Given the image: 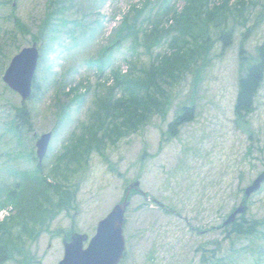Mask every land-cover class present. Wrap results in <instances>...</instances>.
Listing matches in <instances>:
<instances>
[{
  "label": "rangeland",
  "instance_id": "obj_1",
  "mask_svg": "<svg viewBox=\"0 0 264 264\" xmlns=\"http://www.w3.org/2000/svg\"><path fill=\"white\" fill-rule=\"evenodd\" d=\"M143 1L53 0L48 6L49 0H0V243L10 249L3 264H58L64 254L63 235L54 230L75 223L76 231L92 236L98 221L122 202L126 186L136 180L140 184L124 215L125 250L119 264H264V226L249 237H226L224 225L240 204L245 206L246 219L264 218V181L248 197L245 194L264 171V81L249 116L250 128L238 125L234 113L239 48L244 46L246 54L254 56L258 46L264 45V0H246L242 17H228L233 26L229 47L222 49L220 40L215 41L205 60L198 59L191 70L167 86L170 105L165 120L159 113L152 114L137 130L105 144L107 162L94 149L82 166L72 161L70 165L77 170L69 172L66 180L61 178L77 190L70 213L61 210L45 220L38 215L35 223L28 218L32 214L27 207L36 193L31 178L37 163L32 159L37 138L52 132L41 167L53 182L54 169L64 165L57 156L91 120L96 93L105 92L99 83L110 76V69L125 71L129 56L149 64L153 56L167 50L169 35L151 54L141 47L135 52L127 39L110 52L103 73L90 62L101 47L111 44L131 5L141 7ZM151 1L157 2L153 12L165 3L174 4L179 9L178 21L188 7L187 15L194 12V4H201L200 0ZM238 1L242 0H210L201 9H207L205 16L211 19L221 12L222 2ZM49 10L53 13L49 26L57 37L48 39L47 32L45 39L56 50L45 53L43 40L37 42L42 54L35 73L40 91L23 101L2 79L12 56L32 44L31 34L16 28L11 13L36 33ZM148 14L146 8L139 16L144 25L149 23ZM153 15L158 13H150L151 19ZM171 16L170 21L163 20L164 26L176 21ZM108 80L112 85V78ZM74 86L83 92L80 99L71 100L74 92L64 93ZM190 99L193 119L182 124L175 137L161 136L179 107ZM62 101H70L66 111L59 107ZM22 103L29 110L31 129L23 126L17 135L11 123L14 106ZM24 218L34 228L26 226Z\"/></svg>",
  "mask_w": 264,
  "mask_h": 264
},
{
  "label": "trees",
  "instance_id": "obj_2",
  "mask_svg": "<svg viewBox=\"0 0 264 264\" xmlns=\"http://www.w3.org/2000/svg\"><path fill=\"white\" fill-rule=\"evenodd\" d=\"M198 1V0H193ZM200 0L199 6L194 4L191 9L192 14L187 15L185 12L191 8L188 7L186 11L180 13L179 9L173 5L163 4L161 9L157 7V11L153 12L154 6L157 2L145 0L142 6L131 5L128 12L122 17L120 25L115 29V38L111 44L101 47L99 54L90 62L97 64V69L100 73L104 72V67L108 62V56L115 46H119L123 41L130 39L132 41V49L136 52L138 47L143 51L150 53L156 45H158L165 37L169 35L167 42V50L157 53L149 64L140 63L136 57L129 56L125 58L127 69L122 70L121 67H114L110 69V76L99 85L105 87V92L96 93L95 103L96 107L91 115V120L81 128V133L65 147L59 154L58 161L64 165L57 171L55 168L53 173V180L49 181L39 163L36 155L33 154L32 159L36 161V167L32 175V181L35 189V197H32L33 202H29L27 211L32 215L28 218L34 223L39 220L38 215L43 216V220L55 215L61 210L70 213V210L75 206L76 189L75 187L65 183L61 178L66 180L69 172L76 171L73 168L72 161L77 162L78 166L88 161L89 153L94 149L102 154L103 159L107 162L108 157L103 153L104 146L108 142L114 143L116 139L127 135L130 131L137 130L141 125H144L152 117V114L159 113L162 120H165L167 111L170 105V93L167 86L176 82L183 72L192 69V65L197 63L198 59L205 60L209 51L212 49L215 41L220 40L222 49L231 45L233 37V26L228 24V17L232 16L235 20L237 17H242L244 8H246V0L231 3H221V12L215 14L211 19L205 16L206 11H202L201 7H206L210 0ZM237 1V0H236ZM53 0H49L48 6L52 5ZM243 4V6H242ZM245 4V5H244ZM217 6L215 8H218ZM241 7V8H240ZM148 8L149 14L146 19L149 21L147 25L140 21L139 16ZM56 11V10H55ZM150 13L153 15L151 19ZM13 21L17 29L22 33L31 34V41L38 42L43 40L45 53L46 50H56L49 44L48 39H54L56 34L52 35L56 30L49 26L50 18L53 13L49 10L44 18L41 29L32 33L29 26L21 21V19L11 13ZM173 15L176 21H172L168 26H164L163 20L170 21V16ZM178 17H176V16ZM195 17H199L196 19ZM174 18L171 19L174 20ZM188 26V27H187ZM191 29V27H193ZM212 30L215 32V38L212 37ZM176 31V33H173ZM49 32L48 39H45ZM245 37V35H244ZM41 58H42V54ZM40 57V56H39ZM240 59V73L238 77L237 94L234 102L235 120L241 127L250 128L249 116L255 109V99L259 89L264 81V45L258 46L254 56L246 54L244 46L239 48ZM112 78L113 84H107L108 79ZM107 86H106V85ZM82 85V84H80ZM80 86L70 87L71 94L74 96L71 100L80 99L83 92H79ZM119 94L116 95V91ZM40 91V83L34 76L32 82V91L30 97L35 96ZM69 102H60L61 110H67ZM15 114L12 119L11 127L18 134L22 131V127L26 130L31 129V122L29 119V110L27 106H14ZM194 117V103L190 99L188 103L179 107L175 116L167 123V128L161 130V136L166 134L168 137H175L178 134L179 127ZM69 148V149H68ZM75 160V161H74ZM57 163V162H56ZM114 171L115 168L111 163H107ZM118 175L120 173L116 171ZM60 177V180L57 179ZM129 185L124 190V196ZM137 189H131L128 200ZM124 198V197H123ZM26 226L35 225L29 224L27 218H24ZM74 219L72 216V224ZM259 226H264V218L248 220L245 213L242 212L236 217L234 221L225 226V236L231 237L233 235L249 237L258 231ZM34 228V226H33ZM75 230V223L70 228L62 230L60 228L54 230V233L63 235V239H69L72 232ZM219 243H217L216 248ZM215 248V249H216ZM9 245L0 243V264H3L9 258ZM213 252H215L213 250ZM204 255L202 260H204ZM23 264H26L24 262Z\"/></svg>",
  "mask_w": 264,
  "mask_h": 264
},
{
  "label": "water",
  "instance_id": "obj_3",
  "mask_svg": "<svg viewBox=\"0 0 264 264\" xmlns=\"http://www.w3.org/2000/svg\"><path fill=\"white\" fill-rule=\"evenodd\" d=\"M38 58L39 48L36 43L25 46L13 55L2 76L3 81L16 91L22 100L31 95ZM51 136L50 131L44 132L36 140V156L40 163L46 154ZM263 181L264 171L245 189L246 197L258 189ZM139 184L140 181L136 180L129 185L124 200L115 204L98 221L95 233L90 238L86 233H72L70 240L64 241V255L58 264H118L125 250L123 224L126 207L129 204L127 196L130 189L137 188ZM244 210L245 206L240 204L230 213L224 225L234 221Z\"/></svg>",
  "mask_w": 264,
  "mask_h": 264
}]
</instances>
